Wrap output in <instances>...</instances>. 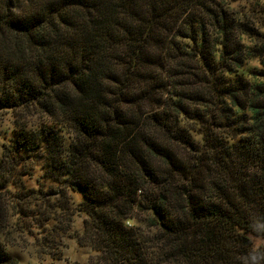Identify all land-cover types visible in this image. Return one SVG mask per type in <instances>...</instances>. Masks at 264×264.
Returning <instances> with one entry per match:
<instances>
[{"label": "trees", "instance_id": "1", "mask_svg": "<svg viewBox=\"0 0 264 264\" xmlns=\"http://www.w3.org/2000/svg\"><path fill=\"white\" fill-rule=\"evenodd\" d=\"M17 107L41 119L1 146L0 264H16L1 193L28 159L63 184L51 193L80 196L88 264H242L252 250L264 0H0V109Z\"/></svg>", "mask_w": 264, "mask_h": 264}, {"label": "rangeland", "instance_id": "2", "mask_svg": "<svg viewBox=\"0 0 264 264\" xmlns=\"http://www.w3.org/2000/svg\"><path fill=\"white\" fill-rule=\"evenodd\" d=\"M256 64V60L252 62V65ZM40 119L41 114L31 116L22 107L0 109V151L3 142L20 124L26 121L35 124ZM25 164L27 171L20 166L16 183H9L1 193L3 206L8 207L1 241L14 256L16 264L93 262L98 253L78 242L87 218L76 207L80 196L69 189H65V198L61 193H51V190H60L63 184L45 179L42 176L44 168L29 159ZM63 200L65 210L58 206ZM45 216H51V219L46 220Z\"/></svg>", "mask_w": 264, "mask_h": 264}, {"label": "clouds", "instance_id": "3", "mask_svg": "<svg viewBox=\"0 0 264 264\" xmlns=\"http://www.w3.org/2000/svg\"><path fill=\"white\" fill-rule=\"evenodd\" d=\"M252 231L259 236L253 238L252 250L242 258V264H264V225L252 227Z\"/></svg>", "mask_w": 264, "mask_h": 264}]
</instances>
